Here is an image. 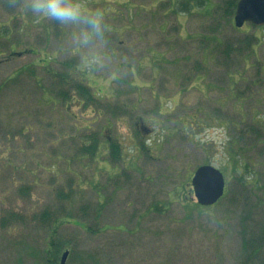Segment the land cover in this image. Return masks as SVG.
<instances>
[{"label": "rangeland", "instance_id": "rangeland-1", "mask_svg": "<svg viewBox=\"0 0 264 264\" xmlns=\"http://www.w3.org/2000/svg\"><path fill=\"white\" fill-rule=\"evenodd\" d=\"M231 1L81 0L104 43L72 59V27L0 0V60L51 35L83 101L45 102L27 68L3 84L36 56L0 61V264H59L67 248V264H264V246L246 245L264 236V26L237 27ZM109 134L123 159L108 158ZM204 163L226 176L214 207L192 199Z\"/></svg>", "mask_w": 264, "mask_h": 264}, {"label": "flooded vegetation", "instance_id": "flooded-vegetation-1", "mask_svg": "<svg viewBox=\"0 0 264 264\" xmlns=\"http://www.w3.org/2000/svg\"><path fill=\"white\" fill-rule=\"evenodd\" d=\"M52 38H53V36H51V35H46L43 38L44 43H46V45L50 43L49 48L48 47L37 48L33 45H28L25 48V50H19L17 48H13L11 53L9 54V56H6L5 59H3L4 61H11L14 59V57L26 56L28 54H31V55L36 56V57L31 59L27 63L23 64V66L18 68L15 72L10 73L5 78H3V84L5 85L9 81H13L14 78L16 79V75L20 76L21 74H23L24 72H27L30 69L31 71H29V74L35 76L34 77L35 80L32 82V85H33L34 89H36V87H40L43 90V93H42L43 100L45 102H48V100L44 99V96H46L47 98L49 96H51V98H53L55 100L54 101L55 104H58L59 100H66L67 101L66 102L67 103V105H66L67 110H69L71 112L72 105L77 103L76 106L81 107V106H83V101H81V98H78L77 95H71V97H70V94H68V92L65 90V85L67 83H70V80L68 78V74H64V73L60 72L59 68L53 66V63L59 64L60 53L64 52L66 48L59 45V43H60L59 41L56 42V43H58V45H55L56 43H55V41L52 40ZM69 47L72 50V59H74L75 56H77L79 54L80 48L79 47H72L71 45ZM1 55H2V53H0V56ZM3 60H0V61H3ZM63 62L64 63H61V64H65V61H63ZM77 64H78V66H76ZM38 67L40 68V71H42L39 74L37 72L35 73V69L36 68L38 69ZM68 67H70L72 69V71H74L80 77L81 68H80L79 62L68 63ZM24 68H27V70L23 72L22 70H24ZM45 75L47 77H52V79L54 78L56 81V84H54L53 82H45L43 80V78H46ZM71 84H72L71 88L76 87L78 90H80V83L72 82ZM32 85H30V86H32ZM50 92H54L55 94L50 95ZM111 96H112V94H111ZM49 100L52 102L51 99H49ZM88 127H90V126H88ZM135 128L141 133V135L143 137L151 136L154 132L153 127L150 126L146 122V120H144L141 117H138V119H136ZM105 129H107V132H109L108 128H105ZM103 132H104V130H103ZM73 138H75V135H73ZM107 138H108V140H107V144L105 142V146H106V152H107L108 158H110V156H111L110 159H112L114 161L119 160L120 158L123 159L124 155H123L122 151H125V149L121 151V154L119 156L115 157L113 154V149H112L113 136L109 134ZM117 144L122 148V146H121V144H123L122 142L118 141ZM132 145L135 148L139 147L140 150L143 148L141 145H139L137 143V141H135L134 143L132 142ZM92 153H93V151H92ZM1 155L2 154L0 153V157H1ZM121 155H122V157H121ZM114 157L116 158V160ZM110 162H111V160H110ZM111 164H114V163L111 162ZM15 167L16 166H14V168ZM60 196H63V195L60 194Z\"/></svg>", "mask_w": 264, "mask_h": 264}, {"label": "clouds", "instance_id": "clouds-1", "mask_svg": "<svg viewBox=\"0 0 264 264\" xmlns=\"http://www.w3.org/2000/svg\"><path fill=\"white\" fill-rule=\"evenodd\" d=\"M4 3L34 18L72 27L69 39L72 47L98 52L103 46L102 18L94 11H86L81 0H4Z\"/></svg>", "mask_w": 264, "mask_h": 264}, {"label": "water", "instance_id": "water-1", "mask_svg": "<svg viewBox=\"0 0 264 264\" xmlns=\"http://www.w3.org/2000/svg\"><path fill=\"white\" fill-rule=\"evenodd\" d=\"M236 25L242 27L246 22L257 26L264 25V0H239L236 14ZM192 185L198 202L205 206L215 204L225 193L226 178L218 167L206 164L194 173ZM70 250H66L60 264H66Z\"/></svg>", "mask_w": 264, "mask_h": 264}, {"label": "trees", "instance_id": "trees-1", "mask_svg": "<svg viewBox=\"0 0 264 264\" xmlns=\"http://www.w3.org/2000/svg\"><path fill=\"white\" fill-rule=\"evenodd\" d=\"M231 5V6H230ZM236 5H237V3H234V5H233V3H232V1L231 2H229V7L231 8V7H235L236 8ZM186 9H187V7H186ZM186 9H182V11H185ZM86 147H88L87 145H85ZM94 146L95 147H97L96 146V144H94ZM115 147H116V149H117V146L115 145ZM117 154H115V156H116ZM228 193V192H227ZM218 204V203H217ZM217 204H215L214 206H216ZM201 206V205H200ZM214 206H212V207H214ZM202 207V206H201ZM52 223H53V219H52ZM54 227V229H52V233H51V242H50V244H49V246H48V253H52V251H53V245H54V243L56 242L54 239L56 238V236H58V234H59V232H58V225L57 226H53ZM246 245H247V249L249 248V246H250V248L254 251V250H256L257 248H261L262 246H264V236L262 237H259V238H257V239H255L254 241L253 240H251V241H249V242H246ZM68 249V248H67ZM71 250V249H70ZM48 264H56L55 263V260H53V259H51L50 261H49V263Z\"/></svg>", "mask_w": 264, "mask_h": 264}]
</instances>
